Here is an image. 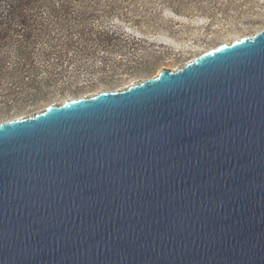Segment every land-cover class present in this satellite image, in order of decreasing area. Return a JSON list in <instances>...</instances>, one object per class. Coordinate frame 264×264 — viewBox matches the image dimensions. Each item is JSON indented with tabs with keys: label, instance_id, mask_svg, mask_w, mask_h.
<instances>
[{
	"label": "water",
	"instance_id": "water-1",
	"mask_svg": "<svg viewBox=\"0 0 264 264\" xmlns=\"http://www.w3.org/2000/svg\"><path fill=\"white\" fill-rule=\"evenodd\" d=\"M0 264H264V28L1 122Z\"/></svg>",
	"mask_w": 264,
	"mask_h": 264
},
{
	"label": "rangeland",
	"instance_id": "rangeland-1",
	"mask_svg": "<svg viewBox=\"0 0 264 264\" xmlns=\"http://www.w3.org/2000/svg\"><path fill=\"white\" fill-rule=\"evenodd\" d=\"M61 1L23 7L25 22L54 11L58 19L0 44V123L124 88L264 28V0Z\"/></svg>",
	"mask_w": 264,
	"mask_h": 264
},
{
	"label": "trees",
	"instance_id": "trees-1",
	"mask_svg": "<svg viewBox=\"0 0 264 264\" xmlns=\"http://www.w3.org/2000/svg\"><path fill=\"white\" fill-rule=\"evenodd\" d=\"M41 0H0V44L3 45L4 43H8L10 41V38H17V41H25L26 34L31 35V33H34L37 25L39 27H43L39 30H46L49 27L48 21L47 20H53L58 19L57 14L50 13L49 17L44 20L43 16H38V15H28V19H31L30 22H25L24 17L21 16V9L25 7L26 9L28 8H33L32 4L34 3V7L36 6V3H39ZM71 1V0H70ZM62 3V4H61ZM69 3V0H63L59 2L60 6H63L64 4L67 5ZM66 8V7H65ZM79 12L76 14L79 17H82L79 15ZM30 14H33L31 11H29ZM64 17L68 16L66 13H63ZM83 15V14H82ZM9 16V20L8 19ZM17 17H20L16 19ZM44 20V21H43ZM38 23H37V22ZM30 23H33L34 27H30ZM14 24V26L12 25ZM48 26V27H47ZM29 29V30H28ZM39 33H36L34 35H38ZM30 38V37H29ZM38 39V37H35ZM16 41V42H17ZM21 44V43H20ZM19 45V44H18Z\"/></svg>",
	"mask_w": 264,
	"mask_h": 264
},
{
	"label": "bare ground",
	"instance_id": "bare-ground-1",
	"mask_svg": "<svg viewBox=\"0 0 264 264\" xmlns=\"http://www.w3.org/2000/svg\"><path fill=\"white\" fill-rule=\"evenodd\" d=\"M191 60V59H190Z\"/></svg>",
	"mask_w": 264,
	"mask_h": 264
}]
</instances>
